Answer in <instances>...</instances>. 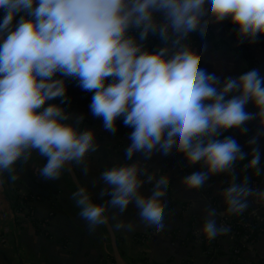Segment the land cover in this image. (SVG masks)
<instances>
[{
    "label": "clouds",
    "instance_id": "obj_1",
    "mask_svg": "<svg viewBox=\"0 0 264 264\" xmlns=\"http://www.w3.org/2000/svg\"><path fill=\"white\" fill-rule=\"evenodd\" d=\"M0 9L5 13L0 22V175L14 173L18 161L27 162L37 151L47 161L39 175L57 180L70 163L80 165L96 150L94 130H79L67 123L62 107L48 104L68 101L65 78H70L93 93L90 112L106 131L115 134L118 119L132 129L127 160L137 153L149 160L156 152L175 151L189 167L203 169L183 178L189 191L199 190L210 176L233 174L221 193L228 214H242L250 197L264 201V191L250 188L247 177L237 183L234 175L236 162L249 156L246 168L257 175L262 171L256 145L264 137V75L252 68L221 81L201 67L200 54L181 44L192 33L206 36L210 23L225 20L237 29L240 43H256L264 37V0H0ZM133 29L141 41L152 34L165 46L144 50L128 35ZM249 104L253 112L246 110ZM83 119L76 117V124ZM253 120L258 129L246 153L224 133L245 135ZM100 178L107 186L104 204L93 203L86 188L73 193L90 227L107 222L109 207L123 213L134 204L146 225L164 228L161 198L167 176L156 180L147 197L140 189L154 177L139 160L113 166ZM227 231L211 213L201 229L209 240Z\"/></svg>",
    "mask_w": 264,
    "mask_h": 264
},
{
    "label": "crops",
    "instance_id": "obj_2",
    "mask_svg": "<svg viewBox=\"0 0 264 264\" xmlns=\"http://www.w3.org/2000/svg\"><path fill=\"white\" fill-rule=\"evenodd\" d=\"M206 7L210 9V5ZM210 15L209 12L205 19ZM209 28L215 38L236 47L241 44L237 29L229 20L210 23ZM244 43L255 58L259 72L264 74V37L258 38L256 43L247 40ZM168 47L171 51L176 50ZM189 47L203 57L201 67L215 73L221 81L236 78L245 67L240 53L227 48L215 49L208 41ZM143 49L159 50H150L148 46ZM67 90L66 107L70 117L67 123L79 130H94L96 150L89 151L82 164L70 163L57 180H45L39 175L38 170L47 161L37 151L32 152L27 162L18 161L14 173L0 175V229L8 226L6 241H0V264H230L233 261L232 239L227 234L219 235L213 245L207 242L201 229L209 213L216 222L222 213H227L221 193L232 182L233 174L210 176L199 190L189 191L182 183L183 178L203 169L200 165L189 167L181 154L174 151L163 156L156 152L151 159L144 160L137 153L132 161L127 160L125 149L130 144L128 137L132 129L118 119L116 133L106 131L102 119L95 118L90 112L93 93L83 91L73 79L69 80ZM246 110L253 112L254 108L249 104ZM80 116L84 119L76 124L75 118ZM257 129V121L253 120L248 124L247 134L229 130L224 135L234 137L248 153L251 148L247 141ZM256 147L261 154L260 161H264V137ZM247 158L251 159V156ZM137 160L146 173L154 177L152 183L146 182L140 189L145 197L151 195L161 176L169 178L166 194L161 198L165 208L164 228L157 231L155 226L146 225L134 204L123 213L109 207L105 213L107 222L90 227L81 217L73 193L86 188L93 203L104 204L108 197L102 192L107 186L100 178L101 173ZM234 175L237 183L245 177L249 182L254 177L252 170L241 169L237 164ZM142 179L146 180V176ZM253 180L256 179L251 182ZM251 182L248 183L250 188ZM257 183L252 189L264 191V169ZM18 199L25 201L24 208L15 213ZM263 206L264 201L257 202L255 197H250L243 213L260 210ZM262 261L264 231L241 251L238 263L260 264Z\"/></svg>",
    "mask_w": 264,
    "mask_h": 264
},
{
    "label": "trees",
    "instance_id": "obj_3",
    "mask_svg": "<svg viewBox=\"0 0 264 264\" xmlns=\"http://www.w3.org/2000/svg\"><path fill=\"white\" fill-rule=\"evenodd\" d=\"M4 14H5L4 11L2 9H0V22H2ZM16 19L17 20L19 19V15L16 17ZM14 23H15V21H14ZM128 35L133 37V38H135L137 43L142 44L143 46H148L150 50L159 49L160 47H164L165 46L162 43V41L159 39V37L154 36L152 34H150L148 36V38L146 40H144V41H141L139 39V31L138 30H135V29L130 30ZM200 41H208V42H210L211 45L213 46V48H215V49L227 48V49L233 50L236 53H240L241 56L243 57L244 61H245V67H244L242 73L245 72V71H248L249 69H252V68L258 69L257 62H256L255 58L252 56V54L250 53V50H249V47H248L247 44L241 43L237 47L236 46H232V45H230L228 42H226L223 39L215 38L209 27H208V32H207L206 36L201 37L199 33H192V34H190V36L186 40L181 41V44L182 45H187V46H192V45H194V44H196V43H198ZM167 46L173 47L171 45V42H169V44ZM261 75H264V74H261ZM57 78H60V77L58 76ZM69 80H70V78H65L66 87H67V85L69 83ZM67 96L69 98L68 90H67ZM48 104H56V105L62 107L65 110V113L68 114V109L66 107L67 102L66 103H61V98H57L55 100H50V101H48ZM45 160H46V158H45ZM249 160H250L249 158H246L243 161H237L236 164L241 169H248V168H246V165L248 164ZM260 168L264 169V161H260ZM250 170H252L253 173H254V177L252 179L260 180V174L257 175L255 173L254 169H250ZM251 180L248 183H250ZM231 216L233 218H235V219H238L237 218L238 216H236V215H231ZM257 229H258V227H257ZM220 236H222V234ZM258 236L259 235L254 237L255 240L257 239ZM215 240H216L215 238L212 239V240L207 239V242H209L210 244L215 245ZM244 248L245 247H240V251H242ZM230 264H239V263H236V262L232 261V262H230Z\"/></svg>",
    "mask_w": 264,
    "mask_h": 264
},
{
    "label": "built area",
    "instance_id": "obj_4",
    "mask_svg": "<svg viewBox=\"0 0 264 264\" xmlns=\"http://www.w3.org/2000/svg\"><path fill=\"white\" fill-rule=\"evenodd\" d=\"M257 185V180H253L250 184L252 188L257 187ZM23 208L24 200L18 199L17 207L14 208V212L19 213L23 210ZM237 218L238 219H235L230 214L222 213L217 221L218 227L223 226L229 229V231H227L225 234H227L233 241V245L230 248V253L233 262L236 263H238L239 255L241 253L240 247H246L247 245L253 244L255 242L254 237L260 235L261 232L264 231V206L260 210L245 212L239 215ZM7 233L8 226H4L0 229L1 242L6 241ZM260 264H264V261H262Z\"/></svg>",
    "mask_w": 264,
    "mask_h": 264
}]
</instances>
